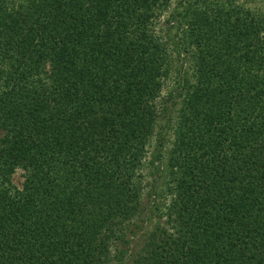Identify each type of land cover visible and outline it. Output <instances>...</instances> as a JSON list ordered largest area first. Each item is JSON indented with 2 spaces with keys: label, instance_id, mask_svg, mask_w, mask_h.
<instances>
[{
  "label": "trees",
  "instance_id": "trees-1",
  "mask_svg": "<svg viewBox=\"0 0 264 264\" xmlns=\"http://www.w3.org/2000/svg\"><path fill=\"white\" fill-rule=\"evenodd\" d=\"M172 2L0 0V264H264L257 0L175 10L174 50L192 77L168 151V199L153 222L142 205L173 65L156 25Z\"/></svg>",
  "mask_w": 264,
  "mask_h": 264
},
{
  "label": "rangeland",
  "instance_id": "rangeland-1",
  "mask_svg": "<svg viewBox=\"0 0 264 264\" xmlns=\"http://www.w3.org/2000/svg\"><path fill=\"white\" fill-rule=\"evenodd\" d=\"M181 0H173L171 6L160 16L156 29L160 32L162 38L170 42L172 52V72L165 81L162 78V89L160 98L157 101V120L156 130L151 141L147 145V153L144 160V168L142 169L141 185H143L142 205L146 210V215L151 217L150 221H154L158 213V209L165 204L167 190V160L168 151L174 140V129L177 123L180 101L184 91L185 77L191 78L192 72L188 56L181 53L177 55V50H174V45H179L181 39L182 27L179 26L180 19L177 16V11H182L178 6ZM256 7L264 10V0H257ZM250 6V4H249ZM177 9V11H175ZM157 32V33H158ZM173 42H172V41ZM13 182L21 186L23 177L22 171L17 170L13 174ZM149 222V221H148ZM129 247L140 245L142 243L140 234H137L131 239ZM125 250L130 253L127 245ZM129 259L124 264H128ZM114 264V263H113Z\"/></svg>",
  "mask_w": 264,
  "mask_h": 264
}]
</instances>
